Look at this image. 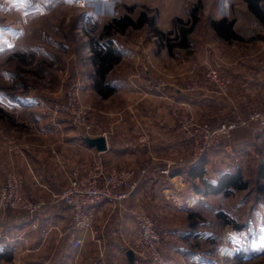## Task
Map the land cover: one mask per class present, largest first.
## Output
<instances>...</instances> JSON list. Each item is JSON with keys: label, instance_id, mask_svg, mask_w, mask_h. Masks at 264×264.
Returning a JSON list of instances; mask_svg holds the SVG:
<instances>
[{"label": "rangeland", "instance_id": "rangeland-1", "mask_svg": "<svg viewBox=\"0 0 264 264\" xmlns=\"http://www.w3.org/2000/svg\"><path fill=\"white\" fill-rule=\"evenodd\" d=\"M125 14L136 21L145 14L147 19H155L156 28L165 32L174 29L169 35L172 51L146 23L104 34L110 20ZM222 17L236 18L241 29L249 28V36L224 45L217 42L211 21ZM177 18L182 19L184 27H192L186 47L179 45L176 37ZM88 33L95 39L105 35L104 39H112L121 49L152 51L149 63L156 70L158 83L171 87L174 95L183 96L174 101L185 103L181 109L191 113L193 123L234 121L239 125L231 138L219 139L205 152L214 154L218 161H208V174H217V167L220 172L239 168L248 186L203 200L185 186L181 200L171 196L165 201L171 212L164 223L166 230L160 231L166 232L165 241L171 251L166 249L164 253L171 264H264V107L232 105V79L227 74L232 65L220 60L223 53L230 55L236 50L246 55L251 49L254 60L245 64L257 72L264 71V27L250 14L244 0H0V187L10 172L7 155H14L15 147L27 146L29 152L41 142L48 147L69 140L71 135L82 137L103 130L96 131L92 123L99 117L97 108L105 106L88 91L93 71ZM210 69L219 78L231 81L227 95L221 94L218 84L208 76ZM123 99L116 95L105 105L124 103ZM83 108L91 129L75 122L77 111ZM254 114L259 116L248 121ZM173 122L191 152L187 163L175 157L176 171L200 156L195 155L183 127ZM52 131L63 135L54 139L59 136H51L55 133ZM154 132L155 128L149 127L142 136L149 135V142L155 144L158 140L152 138ZM138 142L147 148L148 144L142 145L140 139ZM80 145H84L82 140ZM88 160L89 156L81 152V164ZM141 210L152 215L158 225L154 207ZM219 212L233 223L226 224L217 216ZM191 213L195 215L190 218ZM6 214L0 213V248L9 243ZM256 249H260L258 253L253 252ZM24 256L18 251L11 261L2 260L0 264H24Z\"/></svg>", "mask_w": 264, "mask_h": 264}, {"label": "crops", "instance_id": "crops-1", "mask_svg": "<svg viewBox=\"0 0 264 264\" xmlns=\"http://www.w3.org/2000/svg\"><path fill=\"white\" fill-rule=\"evenodd\" d=\"M246 6L250 14L256 17L249 10L247 3ZM229 19H235L233 29L240 37L249 36V28L241 29L236 18ZM261 24L264 27L262 22ZM212 31L216 41L222 45L234 40L222 38L213 28ZM114 47L120 52L121 59L107 75V84L113 89V93L103 97L97 92L94 86V65L89 76L88 91L94 93L105 106L97 108L96 114L99 117L94 118L92 123L96 131L100 128L103 130L84 135H105L108 149L98 151L87 146L80 135L75 138L71 135L69 140L50 144L48 147L43 142L35 144L32 150H26L24 155L16 154L15 151L14 155H7L10 171L15 172L23 181V192L33 200L45 203V208L36 217L25 211H7L6 220L10 236L7 239L15 255L18 251L23 252L24 264H91L98 257H103L107 264H131L126 251L130 249L138 233L134 211L154 207L157 226L161 228L157 230L161 235L164 234V237L166 232L161 231L166 230L164 223L166 217H169L168 212H171L165 201L171 196L176 201L181 200L185 194V186H189L192 194L202 200L209 195L220 194H204L198 191L195 183H199V179L193 180L187 176V169L198 160L191 161L187 167L184 166L183 174L171 175L175 157L187 163L185 160L191 153L190 147L181 141L180 132L176 130L170 115L172 101L183 96H176L171 87L166 88L158 84L156 70L151 68V62L149 63L153 59L152 51L146 53L132 51L128 47ZM250 51L252 50L248 49L249 53L241 55L235 50L231 51L230 55L223 53L220 57L222 63L229 62L232 65L227 74L232 79L231 102L236 108L257 105L264 107V71L257 72L249 64H245V61L254 60L255 55ZM116 95H122L124 103H110L106 106L108 99L115 98ZM149 127L155 128L156 132L151 136L158 141L155 144L154 141L149 142L147 148H143L138 140ZM52 132L55 133L50 132L51 136H59L54 139H60L63 135ZM81 140L83 146L80 145ZM81 152L89 156L87 163L81 164ZM97 161L107 169H134L140 179V188L122 202L110 201L97 207V236H86L83 246L77 250L73 247V240L79 232L72 225V212L57 196L66 188L71 171L85 170ZM206 161V178L215 181L220 174L227 172H220L217 167V174H208V161L211 164L218 161L211 153L207 154ZM166 170L168 171L164 172ZM34 224L38 226L34 228ZM167 244L164 238L163 251H171ZM164 264H171L166 254Z\"/></svg>", "mask_w": 264, "mask_h": 264}, {"label": "built area", "instance_id": "built-area-1", "mask_svg": "<svg viewBox=\"0 0 264 264\" xmlns=\"http://www.w3.org/2000/svg\"><path fill=\"white\" fill-rule=\"evenodd\" d=\"M210 79L218 84L221 94L230 91L231 81L228 78H219L214 69L208 71ZM163 86L161 82L158 83ZM171 115L182 127L186 138L194 146L195 155L201 156L209 151L221 138H231L233 132L239 127L234 121H225L217 125L209 123L195 124L191 113L182 110L185 103L173 100ZM187 109V107H186ZM259 115H252L248 121L256 119ZM87 111H77L75 122L77 125L91 129L86 119ZM142 145L149 143V135L140 138ZM27 146L15 147L16 154L24 155ZM168 170L164 171L167 172ZM142 173H145L142 171ZM23 181L13 171L7 175L5 183L0 187V213L7 211H25L36 217L45 208L43 201H36L22 190ZM140 188V179L132 168H105L101 162H93L85 170H73L69 175L66 188L57 196L72 212V225L79 235L73 240V247L81 249L86 236L96 238L95 211L97 207L106 202H122L133 192ZM133 215L138 226L137 236L130 248L134 251L135 264H164L163 235L157 230L155 219L144 210L134 211ZM38 225L34 224V228ZM165 238V237H164ZM91 264H107L103 257L95 258Z\"/></svg>", "mask_w": 264, "mask_h": 264}, {"label": "trees", "instance_id": "trees-1", "mask_svg": "<svg viewBox=\"0 0 264 264\" xmlns=\"http://www.w3.org/2000/svg\"><path fill=\"white\" fill-rule=\"evenodd\" d=\"M249 10L256 16V18L264 24V0H244ZM149 24L152 28L155 29V35L168 44L169 51H172L173 44L172 38L169 35L173 34L174 29L165 32L155 26V19H147L145 14H142L138 21L134 20L130 15L125 14L120 17H115L110 20L104 26V34H107L112 29H116L117 31L125 30L130 26H137L143 24ZM183 21L180 18H177L174 22L175 30H177L180 42L179 45L186 47L188 45L187 37L191 28L184 27L182 24ZM235 23V19H229L227 17H222L220 19H214L211 21L212 28L216 31V33L222 38L232 40V39H240L241 37L234 31L233 26ZM188 24V23H186ZM110 33V32H109ZM89 36V46L92 51L91 61L95 67L96 75L94 78V86L97 92L103 96L108 97L113 93V89L107 84V75L110 70L116 65L120 59V52L114 47V42L112 39H104L105 35H100L98 39L92 36L91 33H88ZM166 36H168L166 38ZM165 37V38H164ZM104 39V41H101ZM2 110V109H0ZM3 111V110H2ZM82 139V138H81ZM208 153H203L198 161L194 165H192L189 169H187V176L193 180L196 178L199 179V183H195V188L204 193H225L230 194L232 190H244L247 188L248 183L244 180L242 176V172L239 169L234 171L225 172L218 176L215 181L210 180L205 177L207 173L206 166V156ZM183 167L181 169H173L171 175H180L183 174ZM264 173V170H263ZM203 186V187H202ZM202 187V188H201ZM195 215V213H191L190 218ZM221 219L224 220L226 224L233 223L227 215L223 212H219L218 215ZM164 239V237H163ZM260 249H256L253 251L254 253H258ZM262 253H264V246L261 249ZM14 255V250L12 246L8 243L5 246L0 248V262L2 260L11 261Z\"/></svg>", "mask_w": 264, "mask_h": 264}, {"label": "water", "instance_id": "water-1", "mask_svg": "<svg viewBox=\"0 0 264 264\" xmlns=\"http://www.w3.org/2000/svg\"><path fill=\"white\" fill-rule=\"evenodd\" d=\"M81 138L86 143L87 146L94 147L98 151H106L108 149L107 137L105 135H100L95 137L82 136ZM126 256L131 264L135 263L136 256L131 248L126 251Z\"/></svg>", "mask_w": 264, "mask_h": 264}]
</instances>
